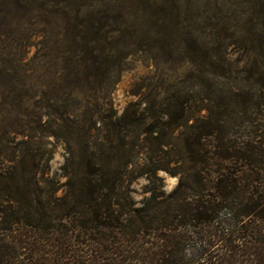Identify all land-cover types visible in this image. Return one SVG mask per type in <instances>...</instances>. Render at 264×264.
Here are the masks:
<instances>
[{
	"label": "trees",
	"instance_id": "16d2710c",
	"mask_svg": "<svg viewBox=\"0 0 264 264\" xmlns=\"http://www.w3.org/2000/svg\"><path fill=\"white\" fill-rule=\"evenodd\" d=\"M61 1L0 2L44 8ZM262 15L250 31L256 54L248 77L228 89L213 78L206 115L194 117L196 103L172 92L152 104L130 102L119 116L105 118L110 145L113 131L124 145L131 127L143 125L141 156L118 158L120 168L93 153L71 160L67 190L56 200L53 189L22 188L13 167L1 166L0 264H264ZM161 169L178 177L176 186L168 194L155 186L137 205L129 184Z\"/></svg>",
	"mask_w": 264,
	"mask_h": 264
},
{
	"label": "rangeland",
	"instance_id": "374dc122",
	"mask_svg": "<svg viewBox=\"0 0 264 264\" xmlns=\"http://www.w3.org/2000/svg\"><path fill=\"white\" fill-rule=\"evenodd\" d=\"M263 2L62 0L44 8L0 2V168L13 167L22 188L53 189L56 200L67 190L71 160L108 156L120 168L118 158L142 155L143 125L131 127L124 145L117 131L110 145L103 125L130 102L152 104L175 92L196 103L194 117L206 115L213 78L228 89L248 77L256 54L250 31L262 22ZM177 182L161 169L129 189L139 205L155 186L168 194Z\"/></svg>",
	"mask_w": 264,
	"mask_h": 264
}]
</instances>
